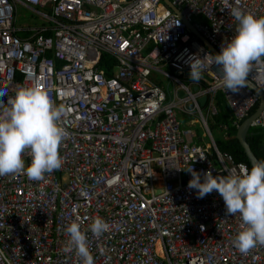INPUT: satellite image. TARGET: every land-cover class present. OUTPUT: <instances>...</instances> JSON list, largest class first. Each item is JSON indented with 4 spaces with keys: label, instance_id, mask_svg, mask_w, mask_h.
I'll use <instances>...</instances> for the list:
<instances>
[{
    "label": "built area",
    "instance_id": "1",
    "mask_svg": "<svg viewBox=\"0 0 264 264\" xmlns=\"http://www.w3.org/2000/svg\"><path fill=\"white\" fill-rule=\"evenodd\" d=\"M169 1L219 52L235 35L232 8L264 16V0ZM17 5L44 22L17 26ZM194 53L213 54L161 0H0V89L14 96L39 83L67 108L62 167L42 181L0 176V264H82L64 252L65 228L79 218L90 229L96 217L109 230L87 231L94 264H264V245L234 246L239 215L226 216L215 191L198 199L184 169L247 167L219 150L205 116L221 91L238 127L260 97L250 86L226 91L215 65L193 82L185 61ZM102 54L115 64L100 66ZM249 79L264 91V63ZM188 115L206 143L183 126ZM249 127L264 128V104Z\"/></svg>",
    "mask_w": 264,
    "mask_h": 264
},
{
    "label": "clouds",
    "instance_id": "2",
    "mask_svg": "<svg viewBox=\"0 0 264 264\" xmlns=\"http://www.w3.org/2000/svg\"><path fill=\"white\" fill-rule=\"evenodd\" d=\"M177 11L184 24L189 23ZM230 15L237 22L235 35L226 44L222 43L220 52L215 48L219 53L214 54L205 45L212 55L201 57L194 53L188 56L185 63L190 66L189 79L193 82H199L210 66L221 67L222 87L232 94H238L249 87V76L254 64L264 63V16L244 12L239 7L232 8ZM51 91V87L45 88L39 83L18 87L14 96H8L6 89H0V176L26 174L30 180L42 181L46 174L62 167L60 147L66 135L63 122L67 108L53 101ZM206 103L207 98L203 105L199 103L203 113ZM214 115L205 116L208 128L209 119ZM194 117H181L183 126L195 124L189 122ZM205 139V135H196L193 141L204 144ZM25 156L30 157L27 166ZM247 167L241 166L239 171L229 169L227 175H213L210 169L197 171L193 167L184 168L192 176L188 189H194L198 199L215 191L224 200L225 215H239L241 230L233 244L245 254L257 245H264V160H258L251 169ZM89 230L94 236L100 237L109 230V224L103 218L96 217L90 229H84L77 218L65 228L68 240L64 252L74 251L82 264H94L88 244Z\"/></svg>",
    "mask_w": 264,
    "mask_h": 264
},
{
    "label": "trees",
    "instance_id": "3",
    "mask_svg": "<svg viewBox=\"0 0 264 264\" xmlns=\"http://www.w3.org/2000/svg\"><path fill=\"white\" fill-rule=\"evenodd\" d=\"M108 60L110 61V64H108V62L106 61V54H102L99 61V65L104 67L107 66L108 68H110L113 64H115L114 57H109ZM108 73L112 74V71H109ZM215 98L217 101L216 105L218 111L214 116H212L211 119H213V124L217 125L223 134L222 139L220 138L215 140L214 138L215 143L219 150L226 151L230 153L236 161H242L247 164V159L235 136L237 126L233 124V121L235 119L232 114V111L221 91H218L216 93ZM254 111L255 107L251 110L250 113H248V115H251ZM242 121L243 120L239 121L238 124H240ZM246 142L248 143L253 153H255L260 160H264V128L249 127L246 133Z\"/></svg>",
    "mask_w": 264,
    "mask_h": 264
},
{
    "label": "water",
    "instance_id": "4",
    "mask_svg": "<svg viewBox=\"0 0 264 264\" xmlns=\"http://www.w3.org/2000/svg\"><path fill=\"white\" fill-rule=\"evenodd\" d=\"M162 2L170 9L172 10L174 13L177 14V16L179 15V12L176 10V8L171 4V2L169 0H162ZM186 27L188 28V30L194 34L196 37H198L206 46H208L213 53H219L215 47L213 45H211V43H209L198 31H196L195 29H193V27L189 24V23H185ZM203 76L205 77L206 75L203 74ZM249 86L251 88H253L259 95L260 99L258 102V105L255 109V111L249 115L248 117H246L237 127L236 130V138L243 150V153L247 159V165L249 166V168L251 169L252 165L255 164L258 160H260L255 153H253V151L250 149L248 143L246 142V133L249 129V123L258 116V114L261 112L263 104H264V91L259 88L253 81H251L249 79ZM206 100V97H201L199 99V103L201 105L204 104Z\"/></svg>",
    "mask_w": 264,
    "mask_h": 264
},
{
    "label": "rangeland",
    "instance_id": "5",
    "mask_svg": "<svg viewBox=\"0 0 264 264\" xmlns=\"http://www.w3.org/2000/svg\"><path fill=\"white\" fill-rule=\"evenodd\" d=\"M192 19H200L202 20L201 16H192ZM44 22V18L39 17L35 12L28 8H24L20 5H17V11H16V25L17 26H34L39 25ZM162 81H166V78L164 77ZM205 113V111H204ZM188 127H190L192 130L194 129L196 133L198 134H204V130H202V126L199 123L196 124H188ZM209 128L211 131V134L213 138L216 139H222L223 134L222 131L218 128L217 125L213 124V119H209Z\"/></svg>",
    "mask_w": 264,
    "mask_h": 264
},
{
    "label": "crops",
    "instance_id": "6",
    "mask_svg": "<svg viewBox=\"0 0 264 264\" xmlns=\"http://www.w3.org/2000/svg\"><path fill=\"white\" fill-rule=\"evenodd\" d=\"M202 130H204V129L202 128ZM193 131L195 132L196 135H202V134L196 133V131L194 129H193ZM203 135H205V134H203Z\"/></svg>",
    "mask_w": 264,
    "mask_h": 264
}]
</instances>
